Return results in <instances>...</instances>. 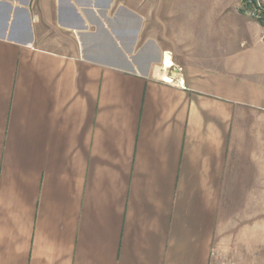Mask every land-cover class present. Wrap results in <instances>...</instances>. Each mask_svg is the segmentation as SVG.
<instances>
[{
    "label": "crops",
    "instance_id": "obj_1",
    "mask_svg": "<svg viewBox=\"0 0 264 264\" xmlns=\"http://www.w3.org/2000/svg\"><path fill=\"white\" fill-rule=\"evenodd\" d=\"M240 1L166 25L155 0H0V264L264 246V40Z\"/></svg>",
    "mask_w": 264,
    "mask_h": 264
},
{
    "label": "rangeland",
    "instance_id": "obj_2",
    "mask_svg": "<svg viewBox=\"0 0 264 264\" xmlns=\"http://www.w3.org/2000/svg\"><path fill=\"white\" fill-rule=\"evenodd\" d=\"M198 1L200 3L208 2V0H155L156 15L158 18L164 15L163 19L159 21H162L166 25L178 21L182 22L190 14L201 11ZM169 79L173 82L170 76ZM263 210L264 207H257V211L263 212ZM246 239L247 236L237 241L238 245H234L233 247H227L222 250L214 249V254H211L212 260L210 264H264L263 243L258 245L259 242H257V246L252 249L246 245Z\"/></svg>",
    "mask_w": 264,
    "mask_h": 264
},
{
    "label": "built area",
    "instance_id": "obj_3",
    "mask_svg": "<svg viewBox=\"0 0 264 264\" xmlns=\"http://www.w3.org/2000/svg\"><path fill=\"white\" fill-rule=\"evenodd\" d=\"M238 9L242 14L261 24L264 40V0H241ZM211 254L213 255L214 252L212 251Z\"/></svg>",
    "mask_w": 264,
    "mask_h": 264
}]
</instances>
